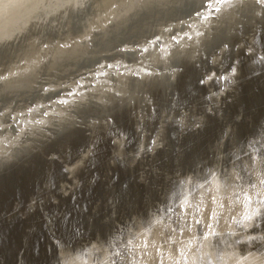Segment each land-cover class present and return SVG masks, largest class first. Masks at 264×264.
Listing matches in <instances>:
<instances>
[{"label": "bare ground", "instance_id": "obj_1", "mask_svg": "<svg viewBox=\"0 0 264 264\" xmlns=\"http://www.w3.org/2000/svg\"><path fill=\"white\" fill-rule=\"evenodd\" d=\"M118 2L119 0H101V6L95 16L90 17L85 14L79 20L70 18L63 25H57L56 28L44 25L34 26L27 9H16L11 12L0 11V31L26 33L28 37V40L21 38L20 44H14L11 49L0 56V60L18 65L13 68L18 75L3 82L0 109H13L12 114L17 115L18 123L14 126V132L9 130V137L19 133V142L30 149L28 151L19 150L20 154L17 158L0 168V172L11 166L18 167L38 156L44 167L38 178L39 182H35L26 193L24 200H20L21 206L19 201L14 200L10 205V210H15L21 217H26L33 212L27 210L28 205L35 200L37 201L34 205L35 211H38L40 219L45 223V217L54 216L57 213L56 208L62 207L63 201L69 200L72 195H77V190L83 186V183L88 184L96 178L92 173V166H96L97 177L101 184L93 191L88 211L82 212L79 227L82 229L92 227V218L98 219L102 227L100 230L96 229L87 233L81 230L82 235L72 240L74 248L84 251L88 250L90 242L97 243L98 239H104L116 216H120L127 223L131 195L125 190L120 195L115 194L111 180L115 168L131 176L134 185L138 184L144 188L140 199L141 207L144 208L148 203L157 201V198L164 199L166 195H171L175 191L172 181L178 179L177 169L184 172L189 167L196 168L198 165H203L205 161L211 163L216 151L223 154L225 149L231 150L233 146L239 148L246 145L249 140H260L264 137V106L261 108V113L255 116L252 111L253 104L248 106V110L244 112L238 101L239 96L243 94L240 90L241 85L247 81L253 82V79H257L253 84L258 88L256 95H259V91L264 92L262 91L264 62H258L260 57H264V26L253 24L252 20L236 9L222 10L209 21H203L201 17L195 16L189 19L188 13L192 12L194 7L199 8L201 0H176L173 8L157 12L154 17L149 16L141 21L139 29H133L129 34L123 28L124 9L116 8L109 11V5ZM181 19L187 23L181 25ZM110 20L111 23H109ZM187 24H191L192 28H188ZM167 26H172L173 32L163 33L160 42V47L166 49V52L150 49L148 53L141 55L138 50H131L136 48L137 42L144 45L145 36L152 38L153 33L161 34L163 28ZM97 28L100 31H93ZM184 31L193 34L194 40L184 38L180 44H176L170 39V36L175 33L182 36ZM196 32H202L203 35L195 36ZM84 35H90L92 39L80 42ZM73 41L76 42L73 43ZM45 43L49 44L48 48L43 47ZM65 43L71 44L72 47L61 48L60 44ZM125 43L129 51L117 52L115 50L116 46L124 47ZM225 43L228 44V49L221 51ZM249 45L254 49L251 55L246 51ZM167 53H171V56L168 57L166 63L163 57ZM234 59L240 61L237 65L238 71L232 78L234 82H222L226 85L223 93L217 96L212 95L214 92L219 93L221 88V84H217L215 80L203 86L198 83L211 71H216L218 75L226 74ZM34 60L35 64L32 62ZM140 60H143V65L138 63ZM118 61L139 72L140 76L129 75L124 67L96 68L97 62L116 64ZM176 63L184 65L182 73H187L188 68H195L198 84L193 97L177 98V107L172 109L171 91L174 84L182 80L180 78L182 73L177 75L176 80H172L163 70ZM158 68L162 72L160 76H148L142 70L155 72ZM89 69L97 73L106 71L108 75H98L96 79L89 76L87 81H83L87 91L78 89L76 82L81 76H86ZM63 85L68 87H62ZM44 88L56 89L57 92L50 90L45 93ZM108 89L121 91L123 97H116L114 92ZM69 90L85 91L88 99L83 103H78L77 101L80 100L78 96L58 95V93H67ZM49 97L52 100L66 98L76 103L62 105L53 103ZM149 100L152 101L151 104L148 103ZM40 104L46 107H38ZM30 107L34 109L32 112H28ZM152 107L157 109L155 114L151 111ZM208 108H211L216 115L210 117L207 113ZM20 112L24 115H18ZM45 112L48 115H44ZM163 114L170 116L173 121L179 120L183 114V127L172 122L164 123L161 127L160 117ZM229 114H232L235 119ZM108 115L119 118V126L128 136V140L123 141L126 147L119 150L121 159L116 157L108 136V127L104 124ZM240 118L245 120L242 135L237 133L239 124L236 120ZM252 118L257 122H255L257 125L255 131L247 127L253 121ZM122 119L127 121L129 129L120 124ZM93 121H99V123L92 124ZM210 121H214L211 122L212 134L207 135L200 150L201 153H192V156L184 154L183 147L186 148L188 145L185 140L203 132ZM196 122L201 123L200 128L193 127ZM140 125L143 129L142 141L137 131ZM225 125L234 135L230 137L231 143L225 140L223 144H218L217 138L221 135V130ZM157 128H159L158 135ZM74 132L80 134L77 136L79 140L73 138ZM153 136H156L157 144L151 151H148L149 141ZM99 139H106L108 142L106 151L99 160L96 155L94 158L88 157L83 167L78 166L72 169V164L80 158L81 149ZM141 142L145 150L137 158L136 151ZM256 146L259 147V144ZM240 155L243 156V151ZM51 161H56L61 166L63 170L61 174L55 171L53 177L49 176L48 165ZM65 167L71 170L70 173H65ZM73 180L76 183H73ZM191 187L190 185L189 188ZM64 192L67 194L65 195ZM146 193L150 194V201L144 200ZM177 202L168 201L170 204ZM122 226L119 223L116 224V227ZM127 226L132 228L130 223ZM233 227L236 226L233 225ZM161 231H163V226L160 225L153 229L152 235L147 237L150 244L162 242L158 235ZM112 233L115 234V228H112ZM56 236L59 235L56 234ZM143 240L142 237L134 243L140 244ZM46 246L49 251L46 253V259L43 257L40 263L56 264L57 249L52 243L51 236ZM120 246V244L116 245L117 248ZM149 251L155 255L151 247ZM195 251L193 248L190 255H193ZM18 260L19 258L16 264H25ZM140 260L141 264H153L152 259L143 256L142 252ZM79 264H95V254L84 256ZM166 264L170 262L166 261Z\"/></svg>", "mask_w": 264, "mask_h": 264}, {"label": "snow or ice", "instance_id": "obj_2", "mask_svg": "<svg viewBox=\"0 0 264 264\" xmlns=\"http://www.w3.org/2000/svg\"><path fill=\"white\" fill-rule=\"evenodd\" d=\"M175 3L176 0H119L118 3L109 5V11L116 8L124 9L122 13L123 28L131 34L133 29H139L141 21L149 16L154 17L157 12H164L173 8ZM100 6L101 0H0V11L11 12L16 9H27L34 26L44 25L49 28L63 25L70 18L79 20L85 14L90 17L95 16ZM228 9H236L252 20L253 24L264 26V0H201L200 7H194L192 12L188 13V18L192 19L195 16L201 17L203 21H209L215 14ZM180 23L184 25L187 22L181 19ZM187 27L192 28V25L187 24ZM93 31H100V29H93ZM172 32V26L164 27L161 34L153 33L152 38L145 36V44L140 45L137 42L136 48L131 50H138L141 55L148 53L150 49L166 52V49L160 47V42L163 33ZM202 35V32L195 33V36ZM21 38L28 40L26 33L0 31V56L11 49L14 44H20ZM184 38L194 40L193 34L188 31H184L182 36L179 33L170 36V39L176 44H180ZM91 39L90 35H84L80 42ZM75 42L73 41V43ZM43 47L48 48L49 44L45 43ZM60 47L71 48L72 45L65 43L60 44ZM227 49L228 44L225 43L221 51ZM115 50L117 52L129 51L127 43L124 47L116 46ZM246 51L251 55L254 49L249 45ZM169 56L171 53H167L163 57L166 63ZM32 62L36 63L35 60ZM258 62H264V57H260ZM138 63L143 65V60L138 61ZM239 63V60L234 59L226 74L218 75L216 71H211L198 83L203 86L215 80L217 84H221L220 92L212 93L213 96H217L225 91L226 85L222 84L223 81L234 82L232 78L237 74ZM15 67L18 65L0 60V95L3 94V82L18 75V72L13 70ZM118 67H124L128 70V74L133 77L140 76L139 72L119 61L116 64L99 62L96 64L98 69ZM142 70L148 76H160L162 74L159 68L155 72L147 69ZM163 71L168 73L172 80H176L177 75L184 71V65L176 63ZM98 75L107 76L108 73L106 71L97 73L95 70L89 69L87 75L81 76L80 80L76 82L77 88L85 89L83 81H87L89 76L96 79ZM120 75H124V73H120ZM62 87L68 86L63 85ZM50 90L57 92L56 89L50 88H44L43 92L47 93ZM108 90L113 91L116 97H123L121 91ZM85 91L69 90L67 93H58V95L78 96L80 100L77 102L83 103L88 99ZM49 100L62 105L76 103L66 98L52 100L49 97ZM176 100L177 97L173 94L172 109L177 107ZM148 103L151 104L152 101L149 100ZM38 107L44 108L46 105L40 104ZM33 110L31 107L28 108V112ZM151 111L155 114L157 109L152 107ZM12 113L13 109L11 108L0 109V168L16 159L20 154L19 150H30L26 145L19 142V133L9 137V130L14 132V126L18 123L17 115ZM207 113L210 117L216 115L211 108L207 109ZM43 114L48 115L47 112ZM18 115L22 116L24 113L20 112ZM183 118V114H181L179 120L173 121L170 116L163 114L160 117V126L172 122L183 127ZM61 123L65 122L61 121ZM97 123L99 121L92 122V124ZM104 124L108 127V136L116 157L121 159L119 150L126 147L123 141L128 140V136L119 126L118 117L114 118L112 115H108ZM193 127L200 128L201 123L196 122ZM137 131L142 141V125L138 126ZM156 132L158 135L159 128ZM233 135L234 133L225 125L221 130V135L217 138V143L223 144L225 140L230 141V137ZM156 144V136H153L149 141L147 150L151 151ZM258 144L259 147L256 146ZM96 149L97 141H93L81 149L80 158L72 164V169H76L78 166L83 167L84 161L88 157L94 158ZM144 150L141 142L136 151L137 158ZM241 151H243V156L240 155ZM64 171L70 173L71 170L65 167ZM176 177L178 179L172 181L175 191L171 195H166L164 199L157 198V201L148 203L144 208L141 207V200L130 199L127 223L120 216H116L104 239H98L97 243L90 242L87 251L74 248L71 240L57 237L56 220L46 216L45 226L57 249L56 264H79L83 261L84 256H92L93 254H95V264H141V252L143 256L150 257L153 264H166V261L170 264H189V261L191 264H264V137L260 140H249L246 145L239 148L233 146L231 150L225 149L223 154L216 151L211 163L205 161L203 165H198L196 168L189 167L184 172L177 169ZM73 183L76 181L73 180ZM190 185L191 188H189ZM123 187L127 189L128 185ZM64 194L66 195L67 192ZM144 200L150 201V194L146 193ZM169 200L178 202L170 204L168 203ZM36 204L37 201L33 200L28 205L27 211H35L34 205ZM82 208L83 211H88L87 205H83ZM113 214L115 215V210ZM69 220L70 216L65 215L59 222L66 221L69 224ZM117 223L123 226L116 227ZM128 223L132 225V228L127 226ZM158 225L163 226V231L158 234L162 242L150 244L147 237L152 235L153 229ZM112 228H115V234L112 233ZM101 232L103 234V229ZM81 235V229L78 226L70 229V237L75 238ZM142 237L144 238L142 243H134ZM117 244L121 246L117 248ZM149 247L154 249L155 255L149 251ZM193 248L196 251L190 255Z\"/></svg>", "mask_w": 264, "mask_h": 264}, {"label": "water", "instance_id": "obj_3", "mask_svg": "<svg viewBox=\"0 0 264 264\" xmlns=\"http://www.w3.org/2000/svg\"><path fill=\"white\" fill-rule=\"evenodd\" d=\"M186 72L187 73L184 72L181 74L180 78L182 80H179L178 83L174 84L175 86H173L171 91V97H173V94H175L177 98L187 96L193 97L195 87H197L198 84L196 70L191 67L188 68ZM185 76H187V78ZM256 80L257 79H253V82L247 81L242 84L240 90H242L244 95L242 94L238 98L239 105L241 106L240 108L243 109L244 112L245 110H248V106L251 104L254 105L252 111L255 116L261 113V108L264 106V92L259 91V95H256L258 88L257 86H253V84L256 83ZM249 84L251 85V90ZM247 89L249 90L246 94L245 91ZM263 90L264 88L262 91ZM252 120L254 121L253 118ZM211 122L214 121H210L209 125H206L207 127L203 132L185 140L188 145L186 144V148L185 146L183 147L184 154L186 153V155L192 156V153H201L200 150L202 149L205 139L208 137L207 135L212 134L213 126ZM120 124L124 128L129 129L125 119H122ZM244 124L245 122L241 121L237 127V133L239 135H242L244 132ZM74 134L73 138L79 140L77 139V136L80 134L77 132H74ZM171 134L172 132L170 135ZM107 144L108 142L106 139L97 140L95 155L98 160L102 154L105 153L108 146ZM171 145L173 146V143ZM71 148L74 149L72 146ZM40 161L41 158L38 156L18 167L11 166L10 168H7V170L0 172V264H16L17 258H19L18 261L21 263L35 264L36 262V264H39L43 257L46 259L45 246L51 235L45 226L44 221L40 219L38 211H33L31 214L26 215V217H21L18 212L10 210L12 201H19V205L21 206V201L24 200L26 193L33 187L35 182H39L38 178L40 177L42 170H44ZM92 169V173L96 178L88 184L83 183V186L77 190V195H72L69 200H64L63 206L57 207V213L55 212L56 214L52 216L57 222L58 229L56 234H58V237L60 238L71 240L72 242L74 238L69 236L70 229L74 226L79 227V223L82 220L80 219L82 217V212H85L83 211L82 206L87 205V207H89L95 187H98L101 184L100 179L97 177V167L92 166ZM55 171L61 174L63 170L56 161H51L48 165L49 176L53 177ZM111 180L113 182L112 185L115 194L120 195L125 190L129 192L131 199L136 198L140 200L142 198L141 194L142 190L144 191V188L138 184L134 185L131 176H128L127 173L122 172L119 168H115ZM123 181H125V183H123ZM124 185H128V188L124 189ZM75 199L76 203H74ZM65 215L70 216L69 224H67L66 221L59 222ZM91 226L92 227L87 229L79 228L87 233L96 229L100 230L102 224L98 219L92 218Z\"/></svg>", "mask_w": 264, "mask_h": 264}, {"label": "rangeland", "instance_id": "obj_4", "mask_svg": "<svg viewBox=\"0 0 264 264\" xmlns=\"http://www.w3.org/2000/svg\"><path fill=\"white\" fill-rule=\"evenodd\" d=\"M230 115L232 116V114H229V116H230ZM231 116H230V117H231ZM231 118L235 119L234 116H232ZM240 119H241V120H240ZM240 119H237V120H236V121L238 122V124H240L241 121H244V122H245V120H244L243 118H240ZM255 122H256V121L254 120V121H252L250 124L247 125V127L249 128V130L255 131V130L257 129V125H255L257 122H256V123H255ZM252 123H253V124H252ZM257 131H258V130H257ZM226 146H227V145H226ZM226 146H225V148H227ZM45 247H46V253H47V252L49 251V249L47 248V246H45ZM47 249H48V250H47Z\"/></svg>", "mask_w": 264, "mask_h": 264}]
</instances>
